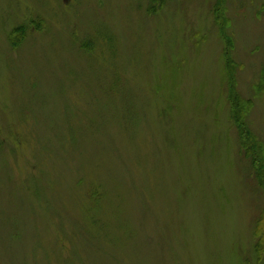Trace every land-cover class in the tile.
I'll return each instance as SVG.
<instances>
[{"label":"rangeland","instance_id":"1","mask_svg":"<svg viewBox=\"0 0 264 264\" xmlns=\"http://www.w3.org/2000/svg\"><path fill=\"white\" fill-rule=\"evenodd\" d=\"M215 1L0 0V264H264ZM263 3H226L262 142Z\"/></svg>","mask_w":264,"mask_h":264},{"label":"trees","instance_id":"2","mask_svg":"<svg viewBox=\"0 0 264 264\" xmlns=\"http://www.w3.org/2000/svg\"><path fill=\"white\" fill-rule=\"evenodd\" d=\"M154 1L159 4H163L162 0ZM226 3L227 0H216L213 13L215 22L219 27V31L226 42L224 57L228 77V99L231 105V119L235 123V126L241 135L244 152L252 159L257 183L264 191V142L258 141V138L251 130L247 121V115L250 112L251 107H253V101L251 99L244 98L238 91L237 80L239 64L232 56L234 41L228 30L230 26V19L226 14ZM262 6L264 7V3ZM34 23L35 26H37V22L35 21ZM26 32L27 27L25 26H20L15 29L12 34L13 37L11 36L14 47H18V45L23 42ZM255 90L256 93H264V64L261 68L259 82L256 84ZM263 229L261 227L258 229V233H260V239L262 241H264ZM256 248L260 255L264 253V244L261 243L260 245H257Z\"/></svg>","mask_w":264,"mask_h":264}]
</instances>
